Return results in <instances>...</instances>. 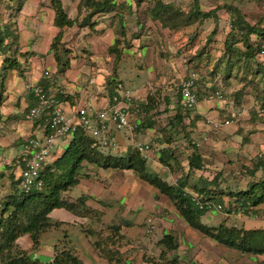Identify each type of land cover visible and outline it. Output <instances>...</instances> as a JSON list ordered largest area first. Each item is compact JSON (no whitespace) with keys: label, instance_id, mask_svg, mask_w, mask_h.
Segmentation results:
<instances>
[{"label":"rangeland","instance_id":"374dc122","mask_svg":"<svg viewBox=\"0 0 264 264\" xmlns=\"http://www.w3.org/2000/svg\"><path fill=\"white\" fill-rule=\"evenodd\" d=\"M78 1L62 0L70 18H80L87 13L86 9H78ZM137 1L115 0L116 9L110 13L95 15L92 23L85 27L86 30L72 26L65 28L62 32L61 39L68 57L85 59V62L82 61V63H86L84 66L86 71L97 70L94 72L95 74L103 75L105 81L103 86L106 85L103 89L108 90L110 78L113 77L120 81L123 88L128 89L133 97L141 99V102H145L149 95L156 99L155 109L160 111V114L156 118L154 128L133 133L130 130L118 131L116 137L121 143L119 149L121 151L116 154L110 153V155L118 157L116 161L118 165L126 164L127 156L122 153L124 152L123 145L148 144L153 150V155L149 161L145 157L147 172L154 173L159 180L167 184H173L180 176L188 174L187 191L198 194L199 197L201 194L197 189L204 186L201 179L209 182L217 176L219 188L215 196L223 201L225 207H228L229 191L245 190L249 181L250 175L243 170V166L252 167L260 156L264 157V111L261 108L260 97L256 96L258 91L250 82L251 79L264 80V56L262 53L257 55L255 62L248 63V68L242 59L237 61L238 56L234 55L230 59L232 68L228 78L223 77L226 73L224 69L215 71L214 65H217L220 55L223 53L224 40L230 29L231 19L228 11L223 8L217 9L216 6L232 4L240 10L248 23L263 26L264 0H199L198 5L201 11L216 10V19L209 17L196 20L177 30L162 27L158 20L150 16V9L156 2L163 1L164 3H173L176 8L186 13L193 0ZM17 8L21 12H17ZM40 8L50 10V0H0V22L8 20L13 25L12 27L18 23V26L25 30L23 29L25 23L23 15L33 9ZM117 13L123 15L124 28H120ZM15 20L17 22H14ZM209 37L211 38L209 39ZM31 38V29L22 31L21 43L26 44L27 39ZM115 38L121 41L119 46L121 60L116 67V73H113L114 55L108 51V47L113 44ZM251 40H256V36L251 35ZM88 42L94 43V53L91 52L93 47ZM236 46L242 48L241 43ZM26 55L27 53H17L16 51L15 56L20 61V66H26V64L19 56L25 57ZM0 58V62H3L2 57ZM2 62L0 64V97L3 98L5 94L2 91V82L12 74L11 68L8 67V61ZM221 63L228 62L224 60L219 62V64ZM256 63H261L260 70L251 73V70H256ZM17 69H14L13 74L22 77L23 73L19 74ZM98 69H102V71H98ZM190 73L195 74L197 83L201 85V94L196 97V101L200 104L207 100L205 102L207 111H218V115L215 114V120L223 122L228 119L230 122L226 125L227 127L215 128L211 126L204 115L198 114L197 107L187 111L180 107L183 120L171 133L172 128L168 124V118L170 115H174L179 102V84ZM17 79L19 80L16 78L14 81ZM24 85L27 86L25 82ZM89 90L93 92L95 87L90 85ZM215 90L220 91L222 98L216 97ZM164 97L169 98L168 109H166ZM14 99V97L11 100H7V97L4 100L0 99L1 111L2 101H7L8 105L6 106L7 112H0V173H2L0 176V200L7 189L6 185L9 183L14 185L15 182L8 175L10 174L12 151L10 149L7 151L18 135L16 134L18 132H14L17 128H14L10 122L13 111H15ZM24 108L25 103L22 105V109ZM6 116L9 118L8 124L2 122ZM186 132L193 139V143L201 155L203 168L200 170L190 171L188 168L187 155L192 153V148L191 144L185 140ZM169 134L171 136L169 142L164 145L158 142L159 139L164 141ZM259 134L263 137L262 142L260 141L261 137L260 140L256 138ZM250 137L257 141H250ZM131 138L133 140L130 142ZM7 140L8 144L4 142ZM66 146L67 144L61 147L56 154H52V159L58 157ZM161 146L168 147L172 153V158H167L169 161L166 164L160 160ZM134 150L132 148L130 152ZM113 159L108 162H115ZM105 160L104 156L100 158L101 162ZM51 162L49 161V163ZM82 164L84 172L78 185L66 193L67 200L74 201L82 191L85 192V195L90 193L96 197L101 191L104 192L103 194L109 195L111 191L109 186H112L114 180H120V183L124 181L122 184H125L129 180L128 177L135 179L137 185L150 186L151 190L149 191L154 192L143 189L138 192L137 196H133L130 202L129 199L124 202V200L114 198L113 202L109 203L113 206L105 211V215L97 210L103 209L99 200L95 199L91 202L92 206H89L86 201V205L92 209V212H88L85 216L72 213L73 222H61L58 226H53L42 233L39 238L40 249L30 253L32 259L48 262L54 256L59 255L61 251L66 250L79 256L86 264H111L101 255L106 251L104 249L106 243L109 245V249L122 251L126 259L131 261L130 264H152V261H156L157 264H165L167 259L173 256V253L177 254L180 264H264V255L239 253L190 227L172 200L166 194L159 192L153 184L140 178L138 173L132 169L112 165L104 168L86 161H83ZM15 173L17 176L19 169L15 168ZM127 173L132 176H127ZM260 173V171L256 172V178L260 176ZM149 219H156L155 228L153 223L148 225ZM262 219V216L249 217L239 212L225 213L222 210H213L205 212L200 222L212 229L222 224L249 229L264 227ZM116 226L120 227L118 231ZM90 229L94 231L92 235L87 234V230ZM166 233L177 238L178 249L165 253L164 258L161 259L159 257L160 247L157 246V242ZM25 241L30 243L28 248L31 247V241ZM18 244L21 248L25 247V242L22 239H18Z\"/></svg>","mask_w":264,"mask_h":264},{"label":"trees","instance_id":"16d2710c","mask_svg":"<svg viewBox=\"0 0 264 264\" xmlns=\"http://www.w3.org/2000/svg\"><path fill=\"white\" fill-rule=\"evenodd\" d=\"M198 2L199 0H193L188 11L183 13L173 3L158 1L150 9V16L158 20L162 27L170 30H177L180 27L188 26L196 20H202L204 18L214 17L216 19L215 9L203 12L200 10ZM114 3L115 0H79L77 4L78 9H86L87 13L80 18H70L65 11L62 0H50V6L53 11V25L59 29V32L53 37L49 48L57 64V74L63 73L69 65L67 50L64 49L61 39L63 30L72 26H77L78 28L89 26L95 15L114 11L116 9ZM216 8L225 9L231 16L230 29L225 36L223 53L220 55L217 65H214L215 71L217 69H224L226 73L223 77L228 78L232 68L230 59L234 55L238 56L237 61L242 59V62L248 68V63L255 62L257 55L262 53L264 56V25H251L246 21L240 10L232 4L218 5ZM16 11L19 12L20 9L17 8ZM117 17L120 28H124L122 13H117ZM12 26L8 20L0 22V52L5 56L2 63L5 60L8 61V67L11 70L18 68L19 74H22L25 66H20V61L15 56L18 48V33L16 28ZM251 35H255L256 40H251ZM120 42L118 38H115L113 44L108 47V51L114 55L113 73H116V67L121 60ZM238 43H241L242 48L236 46ZM224 60L228 63L219 64V62H223ZM260 66L261 63H256V70H251V73L259 72ZM210 74L212 75V73ZM250 82L253 83L254 88L258 91L256 96L260 97L261 108L264 111V80L251 79ZM118 83L121 84L116 79H112L109 82L107 90L109 98L115 93V86ZM37 84L48 89L50 81L47 79L39 80ZM200 86L197 80H195L193 85L195 97L201 94ZM61 97L59 95V100ZM164 99L167 105L166 109H168L169 98L164 97ZM180 99L181 95L178 91L179 102L176 105L175 113L168 118V124L172 128L171 133L176 130V126L183 120L179 105ZM155 103L156 99L151 95L147 96L145 102L140 103V113L137 114L140 121L139 126L135 130L136 132L154 128L156 118L160 114V111L155 109ZM185 135L187 136L185 140L188 144H191L192 148V153L187 155L188 168L190 171L200 170L203 168L201 155L194 145L193 139L190 138L187 132ZM159 140L158 142L164 145L171 140V136L169 134L164 141ZM92 144L93 138L91 136L79 128L75 130L72 139L63 152L52 160L51 163H47L40 171L37 178L39 183H36L29 192H24L20 189L19 178L13 171L14 164L10 165L9 169L11 171L8 175L15 182L14 185L11 183L6 185L7 189L4 191V195L0 200V264H85L79 256L66 250L61 251L59 255L54 256L48 262H42L30 257V253L40 249V235L49 228L60 224L58 221H53L49 216L53 209H65L78 216H85L88 212H92V209L86 205L87 195H81L74 199V201L67 200L66 198V193L77 186L80 181V177L84 172L83 161L95 163L104 168L112 165L132 169L138 173L140 178L157 187L159 192L166 194L179 210L183 219L193 229L201 231L204 235L211 237L213 240L228 248L237 250L239 253L264 255V227L248 229L222 224L215 229L208 228L200 222L201 217L206 211L197 208L193 200V197H196L200 200H210L214 203H219L221 205L220 210L225 211V213L239 212L249 217H261L264 213L263 156H260L252 167L243 166V170L250 175L246 189L238 192L229 191V204L228 207H225L223 201L215 196L219 188L217 176L209 182L203 178L201 179V182H204V186H200L201 188L197 189L198 193L201 194H199L201 196L199 197L198 194L187 191L188 174L180 176L173 184H167L159 180L154 173L146 171L145 157L137 150L130 152L132 149L131 146L128 147L125 153L127 163L118 165L116 162L117 156L105 155ZM129 154L131 155L129 156ZM102 156L106 158L103 162L100 161ZM112 158H114L113 161L115 162L109 163L108 161ZM167 158H172V153L168 147L163 146L160 150V160L166 164L169 161ZM257 171L261 172L258 178L255 176ZM1 175L2 173H0ZM115 228L118 231L120 227L116 226ZM93 232L92 229L87 230L88 235H92ZM24 235L31 241V247L29 249H23L18 244V238ZM157 246L160 247L159 257L162 259L165 253L174 252L178 249L177 238L170 233H166L158 240ZM108 247L109 245L105 243L104 249L106 251L101 254L108 263H131V261L126 259L123 252L113 248L109 249ZM178 260L177 254L173 253V256L168 258L165 264H180ZM152 264L157 263L156 261H152Z\"/></svg>","mask_w":264,"mask_h":264},{"label":"crops","instance_id":"0c3cea01","mask_svg":"<svg viewBox=\"0 0 264 264\" xmlns=\"http://www.w3.org/2000/svg\"><path fill=\"white\" fill-rule=\"evenodd\" d=\"M19 12H21V11H19ZM23 16H25V23L23 25V29H25V30L31 29L32 30V38L27 39V41H26L27 43L24 44V43H21L20 37H21L22 31H25V30H22L18 26V23L15 25V28L17 27L16 31L18 33V40H17L18 48L16 51H17V53L27 52V55L25 57L19 56V58L23 59L22 62L23 63L25 62L24 64H26L25 70L23 71L22 77L21 76L19 77L18 75L13 74V72H15V70H11L12 75L2 82V91L4 92L5 96L3 98L0 97L1 100H4L5 97H7V100H11L12 97L15 98L14 102H13V106L15 107V111H13L14 113H13V116H12L10 122H12V125L14 128L18 129V131H17V129H16V131H14L15 133L18 132V133H16L18 135L15 138V140L12 141L13 143L11 144L10 148H7V151L9 149L12 151V153L10 152L11 153L10 161H11V158L15 155L16 149H17L18 145L22 142L23 139H25L29 135H40V132H38L34 129L33 123L26 118L27 108L33 104V100H31V94H30L29 88L32 85L37 84L39 82V80L47 79L50 81L49 89H53V90L59 89L60 94L62 96L60 98V106L62 107L63 111L67 115L74 114L75 110L83 104L92 103L97 108H100V107L106 105L108 100H109V95L107 93V90L103 89L106 86V85L103 86V84L105 83L104 76L101 74H98V73L95 74L94 72L95 71L97 72V70H95L94 72L92 70H90L92 72L86 71L84 69V66L86 63H84V64L82 63V61L85 62V59L82 60L81 58L69 57V65L66 68V70L63 73H61V77L59 78L60 74L56 73V71H57L56 61L54 60L53 55L49 51L50 44H51L53 37L59 32V29L53 25V11H52V9H50V10L43 9V8L36 9V10L33 9L32 11L26 13V15H23ZM15 22H17V21L15 20ZM44 22H46V24H43ZM84 28L85 27L80 28V29L83 30ZM84 30H86V28ZM28 36H30V35H28ZM89 44H90V46L93 47V49H91V52L94 53L93 52V50H95L94 49L95 46H93L94 43H92V44L89 43ZM73 55H74V53H73ZM0 57H2L3 60L5 58V56L3 54H1V52H0ZM0 60H1V58H0ZM1 62H0V64H1ZM96 64H97V62H96ZM97 66H99V64H97ZM45 70L49 71V75L46 78L43 75V72ZM98 71H102V69H98ZM98 75H99V77L97 78ZM16 78H19V80L17 79L16 81H14ZM112 79H114V78L111 77L110 80H112ZM24 82L27 84L26 87L24 85ZM90 85H93L95 87V90L93 92H90V90H89ZM206 101L207 100L202 101L200 104H199V102L196 101L195 107H197L198 114L200 116L204 115L206 121L208 123H210L211 126H212L211 122H219L221 124L220 128L227 127L226 126L227 124H224L223 122L225 120H228V119H225L223 122L220 120H218V121L215 120V118H216L215 114H217L218 111L217 112L214 110L213 111H207V109H206L207 105L205 104ZM1 103H2V105H1L2 111L7 112V110H8V109H6L7 108L6 106H8L7 101H5V102L2 101ZM24 103H25V108L22 109V105ZM2 111L0 110V112H2ZM2 120H3L2 122H6L5 124H8V122H9V118L7 116H6V118H4ZM14 128H13V130H15ZM20 128H21V130H19ZM146 131H148V130H146ZM133 136L135 137V135H133ZM260 137L261 136L259 134V135H257L256 138L259 139ZM127 139H129V138L127 137ZM257 139L251 138V137L249 138V140L252 142L257 141ZM260 139L259 140L262 142L263 137H261ZM132 140H133V138H131V140H129V141L131 142ZM4 142L6 144H8V140L4 141ZM249 144H250V142H249ZM129 145H131V144L123 145V148H126V147L128 148ZM56 150L59 151L58 147ZM152 152H153V150L150 149L149 151H147L145 153V155L147 157L146 159L148 161L153 155ZM12 164L13 163L11 162L10 165H12ZM10 171H11V169L9 170V172ZM13 171L15 172V167H13ZM122 172H124V171H122ZM126 175L132 176L128 173ZM128 178H129V180L125 184H122L124 181H122V183H120L119 182L120 180H117V181L114 180L112 183V186H109L110 190H111L109 195L103 194L104 192H102V191L98 194V197L94 196L93 194L86 193V195L89 196L88 199L86 200L87 204L90 206L91 202L95 201V199H96V201L99 200L102 203L103 209L101 210L99 208L97 210L102 215H105L106 214L105 211H107L108 208L113 206V205H109V203L113 202L114 198L115 199H121L122 201L124 200V202L129 199V202H130V200L132 201V197L135 195L137 196L138 192L143 190V189H144V191L146 189V191H148V192H154V191H149V190H151L150 186L142 185V184L137 185L135 182V179H133L132 177H128ZM130 181H131V184H130ZM80 195H85V192L82 191L78 196H80ZM95 208H97V207H95ZM49 216L51 217L52 220L58 221L60 223L61 222H68V221L73 222V219L71 218L73 216V214L71 212H69L68 210H65V209H61V208L53 209L50 212ZM124 216H126V215H124ZM151 220H153V221H151ZM155 221H156V219H149L148 225L150 223L155 224ZM127 224L129 225V223H127ZM155 227H156V224L154 225V228ZM18 239H22L23 242H25L24 246L26 248L25 247H23V248H25V249L30 248V247L28 248V245H30V243H28V241H25V240H29L26 235L21 236ZM89 243H90V241L88 242V244ZM141 248H144V247L141 246ZM120 252H122V251H120ZM83 262L85 263L84 260H83Z\"/></svg>","mask_w":264,"mask_h":264},{"label":"built area","instance_id":"2783aa9c","mask_svg":"<svg viewBox=\"0 0 264 264\" xmlns=\"http://www.w3.org/2000/svg\"><path fill=\"white\" fill-rule=\"evenodd\" d=\"M46 78L49 71L43 72ZM194 73H190L179 84L180 107L183 110H190L196 105V97L193 92ZM115 93L109 98L106 105L97 108L92 103L79 106L74 114L67 115L60 106L59 89H45L43 86L35 84L30 87L31 100L33 104L27 108L26 118L33 123L36 131L40 135H29L18 145L11 162L19 173L20 189L29 192L31 188L39 183L37 178L43 167L51 162L52 154H56V149H61L72 139V135L78 128L93 138V146L98 148L105 155L118 153L121 143L117 140L116 133L120 130H130L133 133L139 126L140 103L137 97L123 88L118 83L115 86ZM217 98H222L220 91L216 90ZM212 126L219 128V122H211ZM228 124L229 120H225ZM136 132V131H135ZM59 141V142H58ZM68 142V143H67ZM59 145V146H58ZM135 150L146 157L145 153L150 150L148 144H131ZM127 147L124 148L126 153ZM197 208L206 212L221 209L219 203L210 200H200L193 197ZM264 221V213L262 215Z\"/></svg>","mask_w":264,"mask_h":264},{"label":"clouds","instance_id":"9594fccd","mask_svg":"<svg viewBox=\"0 0 264 264\" xmlns=\"http://www.w3.org/2000/svg\"><path fill=\"white\" fill-rule=\"evenodd\" d=\"M134 149V148H133Z\"/></svg>","mask_w":264,"mask_h":264}]
</instances>
